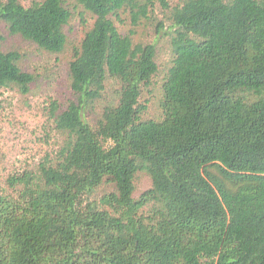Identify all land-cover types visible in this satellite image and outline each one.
I'll use <instances>...</instances> for the list:
<instances>
[{
	"label": "trees",
	"instance_id": "trees-1",
	"mask_svg": "<svg viewBox=\"0 0 264 264\" xmlns=\"http://www.w3.org/2000/svg\"><path fill=\"white\" fill-rule=\"evenodd\" d=\"M72 1L94 18L70 64L77 98L51 105L65 137L56 158L11 179L18 198L0 197V264H264V0L172 9L158 121L140 102L156 47L135 45L115 20L129 11L139 25L168 0ZM72 17L70 0L0 5L11 36L52 54ZM20 61L0 49V87L27 94L35 77ZM109 79L121 90L93 126ZM141 173L152 185L136 199Z\"/></svg>",
	"mask_w": 264,
	"mask_h": 264
},
{
	"label": "rangeland",
	"instance_id": "rangeland-1",
	"mask_svg": "<svg viewBox=\"0 0 264 264\" xmlns=\"http://www.w3.org/2000/svg\"><path fill=\"white\" fill-rule=\"evenodd\" d=\"M7 0H0V5ZM44 0H20L29 8L34 2ZM185 0H168L170 9L165 10L159 3L143 19L134 25L129 11L121 12L120 19L115 20L123 36H132L135 45H154L158 74L150 88L144 89L140 102L147 106L144 120H161L163 111V83L172 66L171 32L172 9L179 7ZM73 13L72 20L65 27L67 44L62 53L52 54L40 49L32 42L20 36H11L7 26L0 21V49L3 52H17L21 56L19 66L26 73L35 77L30 92L24 94L16 86L0 87V197L18 198L20 186H13L11 179L27 172L37 173L45 158H56L65 137L55 129L51 118V105L57 103L61 110L67 109L76 101L71 88L70 64L76 50L94 24V18L70 0ZM121 90L119 82L109 79L101 100L90 107L88 120L95 126L100 120L106 105L115 102ZM152 185L146 174H138L135 186V198ZM112 190L103 187L101 192ZM99 193V194H100ZM102 195H99L98 199Z\"/></svg>",
	"mask_w": 264,
	"mask_h": 264
}]
</instances>
